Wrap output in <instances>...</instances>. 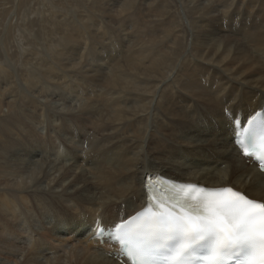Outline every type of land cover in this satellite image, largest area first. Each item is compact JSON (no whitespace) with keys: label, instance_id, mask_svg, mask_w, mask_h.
Instances as JSON below:
<instances>
[{"label":"bare ground","instance_id":"obj_1","mask_svg":"<svg viewBox=\"0 0 264 264\" xmlns=\"http://www.w3.org/2000/svg\"><path fill=\"white\" fill-rule=\"evenodd\" d=\"M134 3L124 0L119 7L126 13ZM182 8L191 14L188 55L194 60L188 63L179 61L184 36L179 18L133 14L122 45L106 44L111 71L95 61L82 84L77 78L65 81L72 99H55L56 107L53 99L51 105L29 99L22 110L15 97H6L11 88L0 90V256L13 264H118L88 242L90 227L96 219L113 225L143 207L144 177L150 173L230 186L264 202V175L240 157L227 126L228 117H251L264 104V0L195 1ZM80 28L67 30L50 50L60 64L76 69L82 63L75 49L67 51L68 40L79 41L75 48L89 55L110 36ZM52 69L47 64L43 76L29 73L26 79L40 86L45 78L61 80ZM99 85L121 90L112 99L83 98L98 96Z\"/></svg>","mask_w":264,"mask_h":264},{"label":"rangeland","instance_id":"obj_2","mask_svg":"<svg viewBox=\"0 0 264 264\" xmlns=\"http://www.w3.org/2000/svg\"><path fill=\"white\" fill-rule=\"evenodd\" d=\"M98 1L97 0H0V64H1L0 65V68H1L0 69V90L2 88H3L2 90H4V87L5 88L8 87L9 89L11 88L10 89L11 93L10 94L8 93L6 97H9V99H13V97H15V102L17 101L15 104H19V108H21L22 110L28 109V107H25L26 105L24 103L27 102L29 99H34V98L38 100L40 99L39 101L48 102V103L51 101V99H53L52 102H55L54 107L59 105L58 101H56L57 99H66V98L72 99L71 97L72 91L69 88L68 83L65 85V81L66 80L68 81L71 78H72L71 80L77 78L78 79V80L76 79L77 83L76 82L75 83L78 84V82L80 81L79 84H82L81 82L82 79L84 80L89 79L88 76L91 72H93V69H95L96 62L104 63L105 64L104 67L108 66V59L112 57V53H111V49L109 45H106V44L108 43L111 44L113 42L115 43L116 41H118L117 44L119 45V47L122 45L123 42L121 40L125 39L123 37L125 36V34L128 35L129 33L127 32L130 30L128 29V21H126L129 15L134 14V16H137V15L138 17L142 16V18L147 17V16L153 17L154 15L158 18L159 16H163L164 18H170L172 22H175L176 19L179 18V21L183 22V28H184L182 32V35L184 36L180 42L182 53L179 57V61L187 60L190 62V60H194V59H191L192 55L190 57L188 55L190 53L192 54V51L190 49L191 48L190 47L191 46L190 44L191 35H189L190 33L187 27L188 26L187 20L191 14L189 13V10L187 8L185 10L182 7H187L188 4H193L195 3V1L196 2L199 1V3L206 4V0H192V1L190 0H183V1L182 0L180 1L179 0H137V2L135 0L134 5L132 6L134 8L131 7L130 9L131 11H128L126 13L122 12L121 7H119L121 6V4H123L124 0H109V1L100 0L99 5H98ZM154 4L156 5V7ZM156 9H158V11H156ZM113 13L116 14L115 15L116 17L114 16ZM104 14L107 16H104ZM109 14L113 15V18L112 16H109ZM133 17H130V18L132 19ZM113 21H115V23L116 21H119L117 23H120L121 21H124V22H121L120 24L116 23V26H115L113 24L114 23ZM168 24H171V21H168ZM82 26H84V28L87 26L88 29L90 30L98 29L97 31H100V30H102L103 32H105V30L107 32L109 31L110 36L107 35L109 36V38L105 42L103 41L104 43L102 41L98 43V45H96V52L92 50L89 52V55L84 53L86 52V49L82 51L79 48H75L79 46L80 44L79 41L70 42V40H68L67 45H69V47L67 48V51H71L75 49L77 53L75 58H77L78 63L80 62L82 63L81 67L83 69L82 68L76 69L75 67L73 68L71 66H66V64H63V63L60 64L59 62L61 58H59V55L57 56L58 58L55 56L51 57V54H52V51H50L51 47L54 48L56 46L60 38H62L63 34L67 30H70L71 31L70 34H72V32H74L75 29L77 32L78 29ZM72 27L74 28V30ZM63 29L64 31H62ZM94 33L97 34L96 32H93L92 34ZM85 35L88 39H91L90 34H85ZM117 44L114 46H118ZM103 45L105 46L104 51L100 48V47H103ZM125 49L123 47L120 48L121 55H123V50ZM117 52L118 53H116V56L119 54V50H117ZM80 53L82 55L81 58L79 57ZM87 56L89 57V59ZM117 57H118L117 61L119 62L120 59H122V56L121 57L117 56ZM82 60H87L90 66L86 65L87 67L86 68ZM179 61L176 62V66L174 69H176L177 63H179ZM187 61L185 63H188ZM93 63L95 66L93 65ZM47 64L52 65L53 72L59 75V78L60 76L63 75L62 79L57 81V79L54 78V76H52L53 78L43 79L44 84L42 86H40L38 83L30 85L28 83V79H26L28 78L29 73H32L35 75H38L39 73H41V75L43 76L44 72L42 71L44 70V66H46ZM112 64L113 62L107 67L108 70L111 69L110 66ZM8 68L9 70H7ZM31 68H35V69L31 70ZM73 70L77 72L79 71L77 76L75 77H72L71 75L73 73ZM108 70H106L105 72H108ZM46 80L48 81L46 82ZM7 82L9 86H7L8 85ZM99 86L94 88V92H96L98 96L96 97L86 96L83 98L84 99L85 98L86 99H110V98L112 99L113 97L115 98L117 96L116 94H114L115 91H119L120 93V90H121V89H117L111 92L110 89L109 91L108 88L103 87L104 88L103 89L101 86L100 87ZM49 89L51 92L49 91ZM43 90L44 91L46 90V91L44 92ZM47 90L49 91L48 93H46ZM53 96L54 97L56 96V97L54 98ZM119 97L120 98L122 97V93L119 95ZM19 99H20V102H18ZM21 99H22V102H21ZM50 105H51V102H50ZM48 108H49V104H48ZM4 110L5 109H3V111ZM41 133L42 135H45V129L42 130ZM77 151H79V149H77ZM47 156L48 155H46V159L48 158ZM75 212H78V211L76 210ZM42 226L45 227L46 224H42L41 227ZM47 237L48 236H46V238ZM49 241L53 242L50 238H49ZM77 246L81 247L80 245H77ZM0 262H4L7 264H11V263L13 264L12 258H8L6 255L4 256L2 254L0 256Z\"/></svg>","mask_w":264,"mask_h":264},{"label":"snow or ice","instance_id":"obj_3","mask_svg":"<svg viewBox=\"0 0 264 264\" xmlns=\"http://www.w3.org/2000/svg\"><path fill=\"white\" fill-rule=\"evenodd\" d=\"M225 116L227 117V113H225ZM242 131H244L243 127L238 128V132ZM225 190L232 191L231 188ZM233 195L238 196L244 202V207L241 208L233 203L224 202L221 206L207 209V215L201 213L200 216L202 219L184 217L175 223L173 226L174 230L193 236L203 235L208 232L214 233L218 238V247L229 249L236 243L234 237H239L241 233L251 236L258 227L260 239L264 241V204L258 205L253 200L246 199L239 192H235ZM255 209L260 210V219L258 222L252 215V210ZM246 242L250 246L254 245L252 239ZM216 253L214 249L210 255H215Z\"/></svg>","mask_w":264,"mask_h":264}]
</instances>
